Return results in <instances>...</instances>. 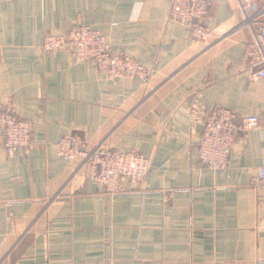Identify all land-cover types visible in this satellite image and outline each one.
<instances>
[{
    "label": "crops",
    "instance_id": "0c3cea01",
    "mask_svg": "<svg viewBox=\"0 0 264 264\" xmlns=\"http://www.w3.org/2000/svg\"><path fill=\"white\" fill-rule=\"evenodd\" d=\"M209 41L169 18L171 0H0V102L32 123L0 147V264H257L264 257V128L239 130L225 171L203 164L207 110L264 114V80L245 58L264 0L244 24L238 0H211ZM86 23L152 70L113 77L43 37ZM66 133L89 146L138 149L151 170L115 195L80 160L56 153Z\"/></svg>",
    "mask_w": 264,
    "mask_h": 264
},
{
    "label": "built area",
    "instance_id": "2783aa9c",
    "mask_svg": "<svg viewBox=\"0 0 264 264\" xmlns=\"http://www.w3.org/2000/svg\"><path fill=\"white\" fill-rule=\"evenodd\" d=\"M244 10V24L254 23V0H238ZM211 0H171L169 18L189 26L195 41H209L213 30L205 23ZM45 52L69 51L80 61L93 62L100 71L113 77L150 80L152 70L121 48H112L105 34L98 28L81 23L65 33H48L43 37ZM245 58L256 65L253 76L264 80V26L256 32L255 41L249 42ZM255 127L264 128V114L238 115L234 110L215 105L203 119V131L198 145L199 160L214 169L225 171L236 133ZM32 138V123L21 117L13 102H0V147L11 155L17 148L27 146ZM59 157L80 160L90 169V177L100 183L105 191L115 195L124 190L123 180L142 182L151 170V160L142 151L117 149L107 146H89L75 133L62 135L54 144ZM253 182L264 188V163ZM257 264H264V257Z\"/></svg>",
    "mask_w": 264,
    "mask_h": 264
}]
</instances>
